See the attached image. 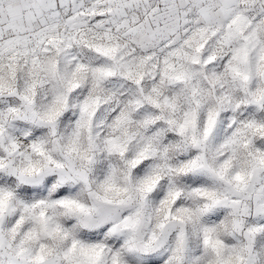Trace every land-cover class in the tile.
I'll use <instances>...</instances> for the list:
<instances>
[{
  "label": "snow or ice",
  "instance_id": "snow-or-ice-1",
  "mask_svg": "<svg viewBox=\"0 0 264 264\" xmlns=\"http://www.w3.org/2000/svg\"><path fill=\"white\" fill-rule=\"evenodd\" d=\"M0 264H264V0H0Z\"/></svg>",
  "mask_w": 264,
  "mask_h": 264
}]
</instances>
